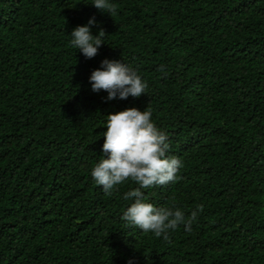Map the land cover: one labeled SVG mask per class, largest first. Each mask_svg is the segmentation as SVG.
I'll return each instance as SVG.
<instances>
[{
	"label": "trees",
	"instance_id": "obj_1",
	"mask_svg": "<svg viewBox=\"0 0 264 264\" xmlns=\"http://www.w3.org/2000/svg\"><path fill=\"white\" fill-rule=\"evenodd\" d=\"M0 0V264H264V0ZM87 59L70 36L92 17ZM129 65L146 94L107 100L89 77ZM163 65L164 76L158 69ZM150 108L182 179L142 189L191 231L126 227L132 181L107 196L91 171L107 115Z\"/></svg>",
	"mask_w": 264,
	"mask_h": 264
},
{
	"label": "clouds",
	"instance_id": "obj_2",
	"mask_svg": "<svg viewBox=\"0 0 264 264\" xmlns=\"http://www.w3.org/2000/svg\"><path fill=\"white\" fill-rule=\"evenodd\" d=\"M92 5L114 17L117 5L110 0H93ZM93 16L87 25L77 26L71 33L70 44L79 50L87 59L98 54L107 33L100 29L99 34H92V26L96 25ZM164 76L168 73L163 65L158 69ZM91 90L95 93L106 91L107 100H126L130 96L139 98L146 94L148 84L129 65L120 60L104 59L101 66L95 69L90 77ZM106 131L103 133L102 157L95 164L91 176L96 185L102 186L107 196H112L117 186L132 181L138 187L127 191L123 199L134 200V203L123 213L121 219L126 227H136L157 238L171 242L170 231H176L183 225L185 231H191L193 223L203 205L186 216L185 212L172 207L156 206L146 202L142 189L165 186L182 179L178 175L183 167L176 156H169L168 135L160 130L152 120V111L146 108L141 111L129 107L123 111L107 115ZM132 264V261H129Z\"/></svg>",
	"mask_w": 264,
	"mask_h": 264
}]
</instances>
